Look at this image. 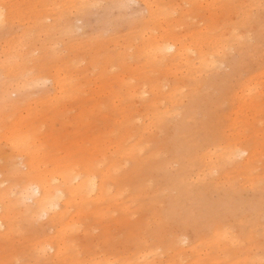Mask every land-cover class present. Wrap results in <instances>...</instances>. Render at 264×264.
Instances as JSON below:
<instances>
[{
    "label": "rangeland",
    "instance_id": "1",
    "mask_svg": "<svg viewBox=\"0 0 264 264\" xmlns=\"http://www.w3.org/2000/svg\"><path fill=\"white\" fill-rule=\"evenodd\" d=\"M217 1L224 0H216V6ZM59 2L66 7L71 4L70 0ZM248 8L256 13L252 6ZM144 10L142 3L135 1L123 14L114 8L109 15L95 12L86 24L77 20L72 36L45 32L41 39L54 42L59 51L29 43L26 47L32 57L22 58L20 66L13 69L3 63L8 60L0 55V81L10 95L6 102L0 99V156L7 151L19 174L18 178L9 171L0 174V179L5 178L0 182V195L4 194L9 204L3 230L6 235H0V264H62L50 257L53 249L45 253L38 245L58 233L59 223L76 228L82 223L84 229H69L63 238L61 256L66 264H102L103 257L115 259L116 264H168L169 258L178 260L177 264H264V213L260 219L248 214L243 222L232 215L220 219L214 212L200 214L206 210L205 205L192 208L183 201L186 178L160 185L156 169L165 153L156 150L167 141L168 127L174 120L168 102L187 94L192 81L201 74L219 77L229 73L230 67L222 61L210 72L211 68L194 63V51L185 61L175 57L155 59L136 37L135 27L141 26L140 13ZM15 14L17 22L6 28L9 32L3 36L7 47L18 43L20 51L22 23L36 21L41 25L53 15L46 5L26 4H21ZM210 14L224 32L219 36L221 40L229 36L231 29L240 30L232 28L239 18L237 12L229 11L234 22L227 25L216 11ZM206 16L202 5L180 27L201 28ZM171 24L174 32L180 31L174 22ZM202 35H207L206 31ZM249 35L257 39L253 33ZM203 43L209 52L213 51L209 39ZM163 62L170 64L168 69ZM252 81L255 88L250 95L235 90L236 95L223 98L214 116L225 135L233 105L244 101L254 106L252 114L243 113V132L238 133L246 136L244 142L258 152L255 158L246 160L253 167L248 176L244 178L239 172L235 180L244 183V194L264 195L263 63L254 66ZM211 91L220 95L216 89ZM16 139L24 141L19 149L11 145ZM220 156L216 148L192 164V191L200 189L204 181H215L226 172L225 168L237 167L233 159L216 171L214 166L224 163ZM64 163L95 172L103 181L102 189L91 193L98 192L101 198L74 195L66 206L60 201L56 207L59 216L51 227L46 216L34 217L32 212L27 216L33 201L22 199L21 184L26 176L40 177L54 188L59 181L55 175ZM178 166L173 162L166 170ZM64 199H69L66 193ZM198 215H207L208 222L198 220ZM185 233L194 238L188 240ZM169 242L173 243V251L168 248ZM191 246L196 251L195 262L186 257Z\"/></svg>",
    "mask_w": 264,
    "mask_h": 264
},
{
    "label": "bare ground",
    "instance_id": "2",
    "mask_svg": "<svg viewBox=\"0 0 264 264\" xmlns=\"http://www.w3.org/2000/svg\"><path fill=\"white\" fill-rule=\"evenodd\" d=\"M59 1L0 0V55L8 60L3 63L11 65L13 69L20 62L22 63V58L32 57V52L26 47L29 43L35 46L38 45L42 49H51L56 53L59 50L55 49L54 42H45L41 39L43 33L52 31L72 36L77 27V20H82L86 24L89 17L95 12L99 11L100 13L102 12V15H109L114 8H118L121 10L120 13L123 14L124 10L128 9L133 2L142 3L145 10L140 13V17L143 22L141 26L135 27L138 29L136 30V37L140 38V43L144 45L148 54L155 59L164 61L172 57L177 58L179 61H185L186 57H191L190 53L192 54L194 51L196 53L192 57L194 63H201L204 67L211 68L209 69L210 72L222 61H226L230 67L229 73L218 75L219 77L201 74L192 81V86L188 89L187 94L183 95L179 100L174 99L168 102V108L172 111L174 120L168 127L167 141L156 150L158 153L162 151L165 153L163 158H160L157 163L158 167L156 169L160 173V178L158 176L160 185L165 181L172 183L181 182L186 178L187 188L182 191L184 192L183 201H187V204L192 205V208H198L200 205L199 209H201L205 205L206 210L200 212V214L214 212L220 219L227 215L237 216L239 222H243L248 214L254 216L255 219L262 218L264 213V195L244 194L243 191L245 189L242 188L245 187L244 183L240 185L235 180L236 173L238 174L239 172H243L244 178L248 176L247 174L253 167L246 160L255 158L258 152V149H253L244 142V140H247L246 136H239V133L243 132L241 130L243 129L240 123L241 118L246 117L243 113L248 111V114H252L254 106L244 101L235 103L230 110L229 117H231V122H229L228 118L225 135L220 132V122H218L214 114L219 111L220 102L223 98L236 95L235 90L241 89L242 91L244 90V94L250 95L253 88H255L252 81L254 66L257 63L264 64V0H250L248 3L244 0H224L222 2L217 1V6L214 3L216 0H70L71 4L67 7ZM21 4H26L29 7L46 5L53 14L50 21L41 25H37L36 21L32 24L27 21L22 23V30L18 34L22 44V51L19 50L18 43L7 47L6 38L3 36H6L9 32L6 28L12 27L17 22L14 19L17 16L15 13ZM202 5L205 6L207 13L202 27L197 29L183 28L182 30L180 26L185 24L184 20L190 19L192 14ZM249 6H252L256 13L252 14V11L248 8ZM213 11L220 14L225 25L234 22L230 20L232 16L229 15V11L237 12L239 18L232 28L239 27L240 30L231 29L229 36L221 40L219 36L224 32L219 28L220 23L214 24L213 20H211L210 13ZM110 19L111 17L105 21ZM172 22L178 27L179 32L172 30ZM202 31H206L207 35L203 36ZM249 32L253 33L257 39L251 38ZM205 38L211 42L212 52L206 49L203 43ZM187 39L188 42H186ZM163 64L168 69L170 64L167 62H163ZM211 89L218 90L220 95H213ZM147 91V89L143 90L145 93ZM9 97L6 85L0 81L1 102H6ZM198 113L201 114L200 117H197ZM12 133L15 134V132ZM14 136L20 135L15 134ZM221 136H228V141L220 139ZM237 138H241V141H235ZM11 145L19 149L24 145V141L16 139ZM202 147L204 150L199 151ZM216 148H219L220 159L224 162L214 166L216 171L225 166V163L233 161V159L237 161V167L234 169L225 168L226 172L217 177L215 181H204L200 189L192 191L189 188L192 184L190 174L194 172L192 164L201 159L204 153ZM3 152L4 154L0 156L2 160L0 162V174L9 171L15 178H18V169L12 156L7 151ZM173 162H178L179 166L166 170L170 168V164ZM61 166L63 168L61 167V170L54 178L59 180L56 187L49 188L48 181L45 179L41 180L40 177L31 178L26 176L25 182L21 184L20 189L23 200L31 199L33 201V206L30 207L27 216H30L31 212L34 217L46 216L48 222L51 223V227H54V223L59 216L56 207H58L60 201L63 206H66L69 201L74 199V195L98 196L94 200L101 198L98 192L102 189L103 181L96 177L95 172L91 170L80 171V169H77V165H67L66 163ZM232 170L233 174H230ZM4 180L5 178H1L0 182ZM164 185L162 184V186ZM94 190H98V192L95 194L91 193ZM65 193L69 198L67 200L64 199ZM8 208L9 204L4 194H1V236L6 235V231L3 230L6 226ZM74 218L76 217L72 216V219ZM197 218L201 221L206 219L204 224L208 222L207 215H198ZM217 223L219 225V222ZM78 224V228H76L77 225L59 223L58 233L53 234L52 237L45 238L38 244L39 247L45 253L53 249L54 252L50 254V257H54L58 259V262L66 264L62 262L61 256L65 242L63 238L67 237L66 234L69 229L84 230L82 223ZM62 230H66L64 234ZM184 235L188 240L194 238L187 233ZM180 239L183 240L184 238ZM168 248L173 251V243L169 242ZM188 250L189 253L186 257L189 261L195 262L196 251L194 247L191 246ZM100 261L102 264H116L115 259L108 257H103ZM167 263L177 264L178 260L175 261L169 258Z\"/></svg>",
    "mask_w": 264,
    "mask_h": 264
}]
</instances>
